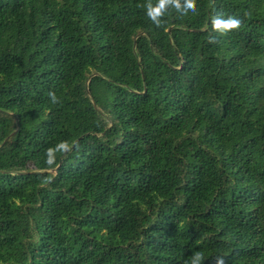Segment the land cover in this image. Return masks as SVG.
<instances>
[{"label": "trees", "instance_id": "1", "mask_svg": "<svg viewBox=\"0 0 264 264\" xmlns=\"http://www.w3.org/2000/svg\"><path fill=\"white\" fill-rule=\"evenodd\" d=\"M195 255L264 264V0H0V264Z\"/></svg>", "mask_w": 264, "mask_h": 264}, {"label": "clouds", "instance_id": "2", "mask_svg": "<svg viewBox=\"0 0 264 264\" xmlns=\"http://www.w3.org/2000/svg\"><path fill=\"white\" fill-rule=\"evenodd\" d=\"M236 23H238V21H233V25H235ZM198 261H199V256L195 255L193 257V264H197ZM216 264H223V260L221 258H217Z\"/></svg>", "mask_w": 264, "mask_h": 264}]
</instances>
